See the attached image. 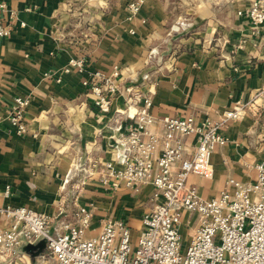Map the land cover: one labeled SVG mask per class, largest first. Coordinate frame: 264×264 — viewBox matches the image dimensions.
<instances>
[{
  "label": "crops",
  "instance_id": "1",
  "mask_svg": "<svg viewBox=\"0 0 264 264\" xmlns=\"http://www.w3.org/2000/svg\"><path fill=\"white\" fill-rule=\"evenodd\" d=\"M134 1L141 3L132 16ZM249 1L7 0L1 16L14 30L0 39L3 204L46 213L53 226L70 219L76 205L92 208L88 236L104 216L124 217L132 229L142 226L153 204L152 187L115 189L98 172L102 162L116 159L110 127L123 112L122 99L114 100L112 112L100 113L86 95V73L62 72L60 81L47 75L79 56L91 71L111 74L118 68L127 83L149 73L156 115L217 121L225 110L244 105L243 115L220 130L227 143L212 154L213 174L189 180L205 198L230 189L231 178L254 180L255 165L264 161V34L237 13ZM17 96L30 97L24 135L8 118ZM192 140L186 137L189 152ZM182 230L187 243L193 228L183 224ZM20 250L15 264H36V252L28 245Z\"/></svg>",
  "mask_w": 264,
  "mask_h": 264
},
{
  "label": "built area",
  "instance_id": "2",
  "mask_svg": "<svg viewBox=\"0 0 264 264\" xmlns=\"http://www.w3.org/2000/svg\"><path fill=\"white\" fill-rule=\"evenodd\" d=\"M140 3L129 4L132 16ZM7 8V0H0V39L14 30L1 16ZM237 13L264 34V0H250ZM188 25L181 22L183 27ZM86 62L85 56L72 57L62 70L47 75L60 81L62 72L86 73V95L100 113L112 112L114 100L122 99L123 112L110 127L116 159L102 162L98 172L102 182L115 189L123 185L152 187L153 204L142 217L137 242L124 217H101L98 231L88 236L94 219L92 208L76 205L70 219L53 226L55 219L48 214L5 205L0 195V264L17 263L23 255L20 247L40 240H45V248L35 256L36 264H264V161L255 165L254 180L231 178L230 189L211 198L202 197L198 185L189 180L191 175L213 174L212 154L227 143L220 130L243 115L244 105L225 110L217 121H199L192 114L156 115L149 73L140 82L127 83L118 68L105 74L88 70ZM29 104L30 97L17 96L8 110L20 135L29 130L25 121ZM188 136L193 137L191 152ZM75 188L80 189L78 185ZM9 193L6 188L4 195ZM183 224L193 228L188 243Z\"/></svg>",
  "mask_w": 264,
  "mask_h": 264
},
{
  "label": "water",
  "instance_id": "3",
  "mask_svg": "<svg viewBox=\"0 0 264 264\" xmlns=\"http://www.w3.org/2000/svg\"><path fill=\"white\" fill-rule=\"evenodd\" d=\"M83 160H82V163H83ZM28 247L31 252L33 253L36 252L35 255H37L39 254V252H41L45 248V240H41L36 244H29Z\"/></svg>",
  "mask_w": 264,
  "mask_h": 264
},
{
  "label": "rangeland",
  "instance_id": "4",
  "mask_svg": "<svg viewBox=\"0 0 264 264\" xmlns=\"http://www.w3.org/2000/svg\"><path fill=\"white\" fill-rule=\"evenodd\" d=\"M141 229H142V226H141L140 228L136 227L135 229H132V230H133V240H134L135 242H137V239H138V236H139V234H140ZM188 242H189V241H188ZM188 242H187V243H188ZM50 264H55V263L53 262V263H50Z\"/></svg>",
  "mask_w": 264,
  "mask_h": 264
}]
</instances>
